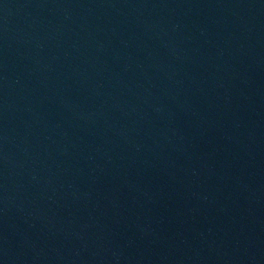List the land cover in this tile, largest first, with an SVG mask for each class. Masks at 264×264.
I'll return each mask as SVG.
<instances>
[{
  "label": "water",
  "instance_id": "95a60500",
  "mask_svg": "<svg viewBox=\"0 0 264 264\" xmlns=\"http://www.w3.org/2000/svg\"><path fill=\"white\" fill-rule=\"evenodd\" d=\"M0 264H264V0H0Z\"/></svg>",
  "mask_w": 264,
  "mask_h": 264
}]
</instances>
